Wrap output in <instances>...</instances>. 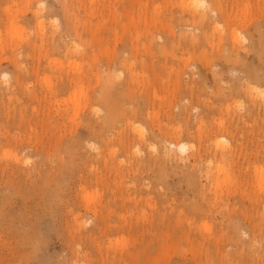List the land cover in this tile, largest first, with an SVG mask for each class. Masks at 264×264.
Instances as JSON below:
<instances>
[{
    "label": "rangeland",
    "instance_id": "rangeland-1",
    "mask_svg": "<svg viewBox=\"0 0 264 264\" xmlns=\"http://www.w3.org/2000/svg\"><path fill=\"white\" fill-rule=\"evenodd\" d=\"M0 264H264V0H0Z\"/></svg>",
    "mask_w": 264,
    "mask_h": 264
},
{
    "label": "bare ground",
    "instance_id": "bare-ground-1",
    "mask_svg": "<svg viewBox=\"0 0 264 264\" xmlns=\"http://www.w3.org/2000/svg\"><path fill=\"white\" fill-rule=\"evenodd\" d=\"M185 2V1H184ZM187 4V3H186ZM188 7V6H187ZM206 12V11H205ZM205 12L203 13H201L199 16L197 15V17H199V18H202L201 20L202 21H204L203 19H206V17H205ZM207 13V12H206ZM195 16V15H194ZM196 16L194 17V18H197ZM191 17H189V19H190ZM198 18V19H199ZM191 20V19H190ZM195 20V19H194ZM193 21V20H192ZM196 22V21H195ZM201 22V21H200ZM245 24H246V22H245ZM235 30V29H234ZM237 33V32H236ZM233 34H235V32L233 33ZM234 36V35H233ZM237 36L238 35H236L235 37L237 38ZM233 38V37H232ZM235 39V38H234ZM234 44V43H233ZM154 107V106H153ZM218 122H219V120H218ZM218 124V123H217ZM223 124V123H222ZM140 136V135H139ZM143 136V135H142ZM223 139V138H222ZM171 143V142H170ZM171 146L172 147H175L176 146V144H174V143H172L171 144ZM137 147V146H136ZM178 149H180V151H182V152H185L186 150H187V148H188V146L185 144V143H183V144H178L177 146H176ZM223 153V152H222ZM223 155V154H222ZM226 155V154H225ZM224 156V155H223ZM223 158V157H222ZM96 212V211H95Z\"/></svg>",
    "mask_w": 264,
    "mask_h": 264
}]
</instances>
